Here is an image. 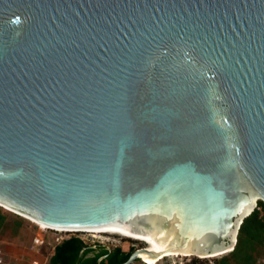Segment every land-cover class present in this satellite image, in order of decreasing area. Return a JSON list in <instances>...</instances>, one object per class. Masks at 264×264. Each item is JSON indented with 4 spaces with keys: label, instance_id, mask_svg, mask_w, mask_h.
Instances as JSON below:
<instances>
[{
    "label": "water",
    "instance_id": "obj_1",
    "mask_svg": "<svg viewBox=\"0 0 264 264\" xmlns=\"http://www.w3.org/2000/svg\"><path fill=\"white\" fill-rule=\"evenodd\" d=\"M259 201L264 0H0L1 207L206 257Z\"/></svg>",
    "mask_w": 264,
    "mask_h": 264
},
{
    "label": "trees",
    "instance_id": "obj_2",
    "mask_svg": "<svg viewBox=\"0 0 264 264\" xmlns=\"http://www.w3.org/2000/svg\"><path fill=\"white\" fill-rule=\"evenodd\" d=\"M25 218L17 214H8L0 206V230L18 235L22 228L26 227ZM27 244H33V240ZM100 245V244H97ZM79 235H73L56 244L54 254L49 259V264H98V260L108 255L101 264H122L127 262L135 252V248L124 251L122 247H115L109 255V251L103 247L91 248ZM87 248L79 259L81 252ZM48 249V243L42 247V253ZM52 249V248H51ZM79 261V262H78ZM5 264L8 263V259ZM215 264H264V202L259 201L255 211L244 220L238 235V241L234 250L215 260Z\"/></svg>",
    "mask_w": 264,
    "mask_h": 264
},
{
    "label": "rangeland",
    "instance_id": "obj_3",
    "mask_svg": "<svg viewBox=\"0 0 264 264\" xmlns=\"http://www.w3.org/2000/svg\"><path fill=\"white\" fill-rule=\"evenodd\" d=\"M2 208L4 212L8 214H15L7 210L5 207ZM25 220H26L25 221L26 227L22 228V231L18 235L11 233L10 228H7L6 232L0 230V246L6 248L10 253V259H8L9 264H32V262L35 260H40L41 264H49L48 260L53 251V248L55 247L56 244L61 242V241L58 242L56 238L59 237L62 238L61 240H64L73 236V233L68 234V233H60L57 231L45 232L42 229H40L41 226L39 227V225L31 222L28 219ZM39 233L45 236V239L47 240L48 243V249L45 250V253H42L41 250L42 248L32 249L33 244L27 246V244L31 241V239L33 237H36V235ZM76 235H79L84 238H93L94 243L92 245H97V244H100L102 246L107 245L112 248L116 246H122L124 249L127 250H129L130 248L147 247L146 243L144 242L136 241L129 238H124L118 235H107V234L93 235V233H77ZM230 253H227L220 257H216V259L226 256ZM182 256H190V255H182ZM135 264H141V262L137 261Z\"/></svg>",
    "mask_w": 264,
    "mask_h": 264
},
{
    "label": "built area",
    "instance_id": "obj_4",
    "mask_svg": "<svg viewBox=\"0 0 264 264\" xmlns=\"http://www.w3.org/2000/svg\"><path fill=\"white\" fill-rule=\"evenodd\" d=\"M40 229H42L45 232L57 231V230L50 229V228H41L40 227ZM57 232L68 233V234L73 233V235H76L77 233H86V232H75V231H72V232L57 231ZM61 239L62 238H59V237L56 238V240L58 242L63 241ZM81 239L87 244H93L94 243L93 238L81 237ZM46 243H47V240L45 239L44 235L39 233L36 235L35 239L33 240L32 249H38V248L40 249L44 245H46ZM135 249L138 250L140 248H135ZM7 257H8V252L4 248L0 247V264H5ZM215 260H216V257H200V256H195V255H191V256H169V257L163 258L157 264H215ZM137 261H140L141 264H148L143 258H141V256H139V259ZM32 264H41V262H39L38 260H35L32 262Z\"/></svg>",
    "mask_w": 264,
    "mask_h": 264
},
{
    "label": "bare ground",
    "instance_id": "obj_5",
    "mask_svg": "<svg viewBox=\"0 0 264 264\" xmlns=\"http://www.w3.org/2000/svg\"><path fill=\"white\" fill-rule=\"evenodd\" d=\"M7 210L15 213V214H18L20 216H22L23 218L25 219H28L30 220L31 222L43 227V228H50V227H46L36 221H34L33 219L23 215V214H19V212H16L14 210H11L9 208H6ZM251 212V211H250ZM249 212V213H250ZM50 229H53V228H50ZM54 230H57V231H61V232H72V231H75V232H86V233H93V235L95 234H107V235H118V236H122L124 238H129V239H133V240H136V241H141V242H144L146 243V248H148V250H152L153 252H156L157 255H150L148 253H140V256L141 258H143L148 264L151 263V264H157L160 260H162L163 258H166V257H169V256H182V255H195V256H200V257H204L203 255L201 254H198V253H193V252H189V251H180V250H175V251H169V252H160L159 250V247L151 244V243H147L144 239L142 238H137V237H130V236H124V235H120V234H116V233H112V232H108V231H103V230H98V229H67V230H64V229H54ZM230 251L228 252H224V253H220V254H215V255H212V256H206V257H220L222 255H225L227 253H229Z\"/></svg>",
    "mask_w": 264,
    "mask_h": 264
},
{
    "label": "crops",
    "instance_id": "obj_6",
    "mask_svg": "<svg viewBox=\"0 0 264 264\" xmlns=\"http://www.w3.org/2000/svg\"><path fill=\"white\" fill-rule=\"evenodd\" d=\"M44 237H45V236H44ZM88 245H90V246H94V245H92V244H88ZM0 247H2V246H0ZM116 247H118V246H116ZM119 247H122V246H119ZM2 248H4V247H2ZM114 248H115V247H114ZM114 248H113V249H114ZM122 248H123V247H122ZM4 249L8 252V250H7L6 248H4ZM123 250H124V251H129L130 249L127 250V249H124V248H123ZM53 254H54V249H53V251H52V253H51L49 259L52 257ZM7 259H10V253H9V252H8V257H7ZM38 261L41 262L40 260H38ZM48 261H49V260H48Z\"/></svg>",
    "mask_w": 264,
    "mask_h": 264
}]
</instances>
